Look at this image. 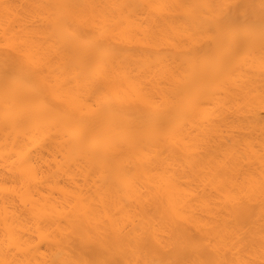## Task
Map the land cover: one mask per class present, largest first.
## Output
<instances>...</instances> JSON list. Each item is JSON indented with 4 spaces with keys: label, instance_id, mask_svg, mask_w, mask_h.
Segmentation results:
<instances>
[{
    "label": "bare ground",
    "instance_id": "bare-ground-1",
    "mask_svg": "<svg viewBox=\"0 0 264 264\" xmlns=\"http://www.w3.org/2000/svg\"><path fill=\"white\" fill-rule=\"evenodd\" d=\"M0 264H264V0H0Z\"/></svg>",
    "mask_w": 264,
    "mask_h": 264
}]
</instances>
